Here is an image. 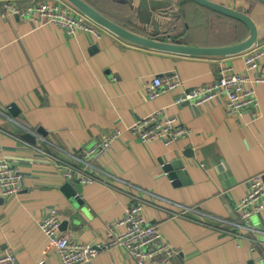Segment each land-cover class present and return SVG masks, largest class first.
<instances>
[{"label":"crops","instance_id":"0c3cea01","mask_svg":"<svg viewBox=\"0 0 264 264\" xmlns=\"http://www.w3.org/2000/svg\"><path fill=\"white\" fill-rule=\"evenodd\" d=\"M37 1L17 0L22 6ZM112 1L113 21L148 35L138 14L141 0L134 1L136 10L127 0ZM213 1L248 12L258 26L257 45L264 44L263 3ZM176 10L172 23L195 13L187 0H180ZM216 33L220 31L202 38L217 43L221 39ZM179 41L202 46L190 43L187 36ZM246 53L195 57L132 44L108 30L96 38L88 32L70 35L55 24L40 26L18 14L0 18V159L9 160L23 176L15 195L3 197L0 187V255L10 249L20 264H61L40 227L47 210L58 209L60 230L71 239L103 244L110 238L108 224L125 215L133 196L143 195L146 220L178 250L174 264H264V211L250 219L259 233L236 225L248 180L264 175V83L256 85L258 114L247 109L236 117L226 113L223 96L204 105H179V89L154 99L146 92L155 77L174 72L189 89L218 80L227 66L246 74ZM257 73L264 75V56ZM160 109L175 116L190 134L167 146L162 141L143 143L126 130ZM13 119L36 129L42 148L57 156L78 153L102 135L123 129L100 160L108 184L71 181L81 191L77 198L69 197L62 172L44 152L28 145L32 140L27 136L36 139ZM176 160H182L187 171L179 183L165 169ZM187 208L219 219L203 220ZM80 264L137 262L125 250L112 248Z\"/></svg>","mask_w":264,"mask_h":264},{"label":"built area","instance_id":"2783aa9c","mask_svg":"<svg viewBox=\"0 0 264 264\" xmlns=\"http://www.w3.org/2000/svg\"><path fill=\"white\" fill-rule=\"evenodd\" d=\"M12 14L32 18L40 26L55 24L70 35L88 32L96 38H102L106 31L66 0H38L26 6L20 5L17 0H0V18ZM168 40L174 39L168 35ZM263 56L264 44H260L247 51L245 55L246 74L236 72L232 66H227L222 69L218 80L189 89L184 86L179 74L174 72L169 76L155 77L154 81L147 86L146 92L150 99H154L166 91L179 89L180 93L176 99V104L179 105L185 103L204 105L213 103L219 96H223L229 117L239 116L247 109H253L254 114L257 115L260 101L256 85L264 83V75L257 72H259ZM13 123L22 126L25 132L36 139V143L26 142L44 152L56 164L68 182L108 184L105 172L100 166V160L110 153L113 143L122 137L123 129L117 128L102 135L93 145L82 148L78 153L57 156L42 148L41 136L36 129L22 125L15 119ZM126 130L143 143L162 141L167 146L188 136L191 132L175 116L167 115L161 109L137 120L126 127ZM22 177V173L13 163L7 159H0V187L3 197H10L20 191ZM248 187L249 192L238 204L240 222L236 225L249 233H259L260 231L250 224V219L252 215L264 211L263 174H256L250 178ZM132 201L122 218L113 224H108L110 238L103 244L77 242L61 232V219L57 208L47 210L40 222V227L56 249L61 264L90 262L102 250L112 248L125 250L137 264H174L178 250L158 227L150 225L146 220L145 197L135 195ZM187 209L200 213L203 220L219 219L214 214L202 212L197 208ZM201 223L205 224L204 221ZM255 249V246H252V250ZM0 264H20V262L12 250L6 249L0 255Z\"/></svg>","mask_w":264,"mask_h":264},{"label":"water","instance_id":"95a60500","mask_svg":"<svg viewBox=\"0 0 264 264\" xmlns=\"http://www.w3.org/2000/svg\"><path fill=\"white\" fill-rule=\"evenodd\" d=\"M77 10L85 14L99 26L105 28L109 32L114 33L119 38L152 50L169 52L181 55H190L195 57H224L235 54H240L249 51L255 47L260 41L258 26L255 20L245 11H241L230 6L221 4L213 0H193L194 2L210 8L223 15L233 17L245 23L249 28V35L243 41L221 46H199L175 42L168 40L169 26L172 23L169 19L178 16L176 6L180 0H141L139 18L143 24L142 28L147 31L148 35L130 30L112 19L108 18L89 4L86 0H66ZM135 0H127L131 8L137 9L134 5ZM264 4V0H258ZM148 13V16L144 14ZM165 19V20H163ZM172 20V19H171ZM170 21V22H169ZM151 24V25H150ZM152 26L151 29L148 27ZM163 27H165L163 29ZM16 106L12 105L11 112H16ZM33 141V138L27 136ZM182 160H176L170 164H166L165 169L169 172L170 177L175 183H179L182 179L185 180L187 171L184 169ZM264 177V175H263ZM65 192L69 197H78L80 187H74L72 183L67 182L64 185Z\"/></svg>","mask_w":264,"mask_h":264},{"label":"trees","instance_id":"16d2710c","mask_svg":"<svg viewBox=\"0 0 264 264\" xmlns=\"http://www.w3.org/2000/svg\"><path fill=\"white\" fill-rule=\"evenodd\" d=\"M86 1L102 14L112 19L109 12L112 0ZM187 2L195 13H192L190 17L188 15L186 17L182 16L180 21L177 20L178 22L170 24L169 34L175 42H180L179 38L187 36L190 43L201 42L202 46H221L243 41L249 35V28L242 21L201 6L193 0H187ZM184 10H186L185 6ZM124 27L130 29L128 26ZM217 29L220 31V33H216L221 39L219 42L210 43L208 42L209 40L202 38L210 36L211 32H216Z\"/></svg>","mask_w":264,"mask_h":264}]
</instances>
